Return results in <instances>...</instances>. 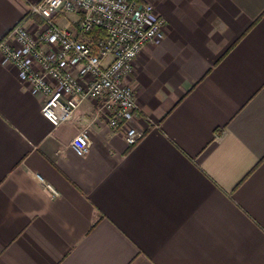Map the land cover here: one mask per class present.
<instances>
[{
    "label": "crops",
    "instance_id": "1",
    "mask_svg": "<svg viewBox=\"0 0 264 264\" xmlns=\"http://www.w3.org/2000/svg\"><path fill=\"white\" fill-rule=\"evenodd\" d=\"M38 1L0 0V40ZM136 1L166 25L127 79L134 145L94 100L54 126L0 55V264H264V0Z\"/></svg>",
    "mask_w": 264,
    "mask_h": 264
},
{
    "label": "built area",
    "instance_id": "2",
    "mask_svg": "<svg viewBox=\"0 0 264 264\" xmlns=\"http://www.w3.org/2000/svg\"><path fill=\"white\" fill-rule=\"evenodd\" d=\"M59 13L81 17L74 26L60 25ZM30 15L41 18L38 30L21 20L0 40V55L22 82L42 94L43 115L58 126L72 120L83 102L94 100L110 127L130 145L138 143L145 131L136 125V92L127 79L144 46L165 37L166 21L155 6L136 0H40ZM95 29L105 34L95 37ZM72 146L78 155L88 154V127Z\"/></svg>",
    "mask_w": 264,
    "mask_h": 264
},
{
    "label": "trees",
    "instance_id": "3",
    "mask_svg": "<svg viewBox=\"0 0 264 264\" xmlns=\"http://www.w3.org/2000/svg\"><path fill=\"white\" fill-rule=\"evenodd\" d=\"M104 34H105V32L101 29H95L94 30V36L95 37L103 36Z\"/></svg>",
    "mask_w": 264,
    "mask_h": 264
}]
</instances>
